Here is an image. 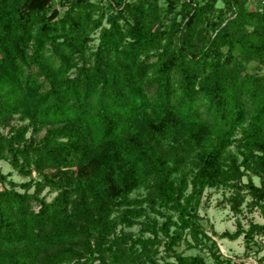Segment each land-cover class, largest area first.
I'll list each match as a JSON object with an SVG mask.
<instances>
[{"label":"trees","instance_id":"16d2710c","mask_svg":"<svg viewBox=\"0 0 264 264\" xmlns=\"http://www.w3.org/2000/svg\"><path fill=\"white\" fill-rule=\"evenodd\" d=\"M216 1L0 0V159L28 177L0 173V264H204L154 256L196 239L203 189L261 206L264 73L247 65H264V2L221 0L203 34ZM240 234L264 223L220 237Z\"/></svg>","mask_w":264,"mask_h":264},{"label":"rangeland","instance_id":"374dc122","mask_svg":"<svg viewBox=\"0 0 264 264\" xmlns=\"http://www.w3.org/2000/svg\"><path fill=\"white\" fill-rule=\"evenodd\" d=\"M93 2L100 4H105L106 0H92ZM167 0H158V5L164 7ZM175 10H178L182 0H173ZM57 6V5H56ZM215 10L211 14H207L203 19V34L209 32L212 22L217 21L220 17L228 14L222 6V1L217 0L214 4ZM58 7V6H57ZM59 8V7H58ZM223 10L219 13V9ZM97 30L93 31L91 34L92 40L89 42L92 45H95L97 42L96 39ZM255 62H250L247 67L249 71H257L259 73H264V65L256 66ZM16 116H13L10 119V123H16ZM9 125H4L0 122V132H5L8 129ZM43 132V129L39 130L38 136ZM30 134V129H27L26 136ZM235 141L228 146V149L236 152ZM0 173L4 174L8 180L21 183L28 180L27 176L19 174L15 169H13L9 163L0 159ZM252 181L257 184L258 179L253 173H248ZM34 177V173L32 172ZM247 176L242 177V182H246ZM20 190H22L19 187ZM32 190V186L29 188ZM142 189L133 191L130 196H141L143 195ZM231 193L230 188L225 185H217L213 187H205L201 193L199 203L196 207V223L198 224L197 237L196 239L192 235V230L185 229L181 238L177 244L172 248V251L166 250L163 248V244H160L157 247V250L154 253L155 259L158 263H161L164 260H173L174 255L180 254L181 256H194L198 255L202 258L204 264H219L218 261H226L229 264H238V263H255L260 261L261 264H264V237L263 236H254L253 240L248 242L244 241L242 235H238L234 239H229L227 237H220V233L223 231L233 232L237 225L239 224L243 228H247L250 222L254 223H264V199L260 201L261 206L255 204L250 199V196L247 195L240 203L237 211H232L229 207V203L226 200V197ZM55 194L54 191H49L46 187L43 188L40 192V195H43L46 200L51 199ZM168 212L169 211H165ZM150 217H153V214L148 213ZM158 221L162 220V217L155 215L154 216ZM144 220L143 217L139 218ZM138 224H133L131 226H126L124 224H117L116 232L122 230L123 232H129L133 236L143 235L148 236L149 233L141 232ZM160 236V234H159ZM173 252V253H172ZM224 263V262H223ZM71 264V263H68Z\"/></svg>","mask_w":264,"mask_h":264},{"label":"built area","instance_id":"2783aa9c","mask_svg":"<svg viewBox=\"0 0 264 264\" xmlns=\"http://www.w3.org/2000/svg\"><path fill=\"white\" fill-rule=\"evenodd\" d=\"M255 2L263 3L264 0H247V5H248L249 7H252V5H253Z\"/></svg>","mask_w":264,"mask_h":264}]
</instances>
